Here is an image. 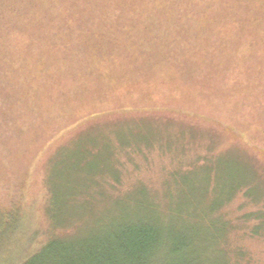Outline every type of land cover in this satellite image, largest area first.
Returning a JSON list of instances; mask_svg holds the SVG:
<instances>
[{"label":"rangeland","instance_id":"374dc122","mask_svg":"<svg viewBox=\"0 0 264 264\" xmlns=\"http://www.w3.org/2000/svg\"><path fill=\"white\" fill-rule=\"evenodd\" d=\"M99 2L76 12L74 1L51 3L53 12L39 3L30 20L0 0L9 35H0V210L17 204L23 215L6 264L115 223L138 198L178 211L202 253L215 243L206 264H264L261 3L224 0L197 22H145L138 8L166 13L174 0ZM52 206L67 224H55Z\"/></svg>","mask_w":264,"mask_h":264},{"label":"trees","instance_id":"16d2710c","mask_svg":"<svg viewBox=\"0 0 264 264\" xmlns=\"http://www.w3.org/2000/svg\"><path fill=\"white\" fill-rule=\"evenodd\" d=\"M15 1L22 6L21 8L25 10L24 12L28 14V19L30 20L32 16L39 18L40 13H42L35 11L36 8L34 6L39 3L41 5L44 3V7L39 10L42 11V8H46L50 12L53 11L47 7L54 2L56 5H64L68 1H74L75 4H72L71 11L75 12L77 9H74L73 6L81 4V7H84V3H82L84 0ZM94 1L100 3L99 0ZM109 1L113 2V0ZM223 1L209 0L206 3L204 0H174L168 7H166V4L170 2H163L167 12L160 11L162 12L161 15L160 12L158 14L154 12L153 15V9L144 4L141 8H138V15L145 22L149 21V16L155 17L162 22L176 19L179 21L182 18L197 22L198 19L203 20L205 16L213 17L214 12L219 9V5ZM260 3L261 9L264 8V0H257L255 8ZM120 5L122 6L121 1ZM182 8L188 13L182 11ZM182 12H185L183 16L181 15ZM44 13L47 15L46 12ZM151 13L152 15H150ZM113 17L116 18V23H119L122 13L116 11L113 13ZM27 21L25 19L19 20L18 23H27ZM0 35L2 39L5 38L2 41H9V35L7 36L3 32ZM248 48L253 49L254 45H248ZM253 72H256V68ZM252 97H254V94ZM53 188L52 196L54 197L57 194L55 186ZM67 199L71 202L75 197L68 195ZM52 202H54V205L57 203L55 198H52ZM132 203L135 206L131 209L132 211L124 210L120 212L119 216H121V219L116 220L115 223H106L103 227L99 226L97 229L82 228L80 232L76 231L72 237L65 235L64 238H52L43 243L40 249L29 256L22 264H206L213 259L216 251L214 248L215 243L204 248L202 253L201 246L198 244L200 238L199 230L191 223L190 225H185V220L182 219L178 211L173 212L172 209L169 212L162 213L147 198L132 199ZM49 214L52 219L54 218L55 224L59 222L67 224L64 223L63 216L53 206L50 208ZM111 218L117 217L112 216ZM19 219H23V215L19 211L17 204L7 213L3 214L0 210L1 264H6L12 260L8 255L9 247L7 246L11 237L16 234L14 226H16L15 224L18 223ZM211 231L213 232L214 240L217 233L215 224L211 227ZM8 232H11L9 238H7ZM163 235L164 240L162 239ZM227 261L231 263L230 260L227 259Z\"/></svg>","mask_w":264,"mask_h":264}]
</instances>
